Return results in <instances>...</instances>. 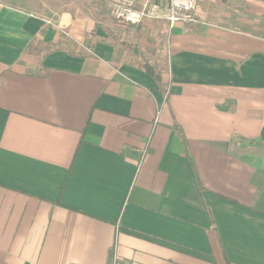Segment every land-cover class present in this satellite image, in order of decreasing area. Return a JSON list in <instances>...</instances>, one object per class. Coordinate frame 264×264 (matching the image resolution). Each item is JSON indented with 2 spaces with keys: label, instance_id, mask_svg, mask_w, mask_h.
<instances>
[{
  "label": "crops",
  "instance_id": "crops-1",
  "mask_svg": "<svg viewBox=\"0 0 264 264\" xmlns=\"http://www.w3.org/2000/svg\"><path fill=\"white\" fill-rule=\"evenodd\" d=\"M90 1L0 0V264H264V0Z\"/></svg>",
  "mask_w": 264,
  "mask_h": 264
},
{
  "label": "built area",
  "instance_id": "built-area-1",
  "mask_svg": "<svg viewBox=\"0 0 264 264\" xmlns=\"http://www.w3.org/2000/svg\"><path fill=\"white\" fill-rule=\"evenodd\" d=\"M102 1L106 5L108 15L123 24L138 25L145 20H163L172 28L178 23L198 22L195 12L199 0ZM61 31L65 33L62 29Z\"/></svg>",
  "mask_w": 264,
  "mask_h": 264
},
{
  "label": "rangeland",
  "instance_id": "rangeland-1",
  "mask_svg": "<svg viewBox=\"0 0 264 264\" xmlns=\"http://www.w3.org/2000/svg\"><path fill=\"white\" fill-rule=\"evenodd\" d=\"M54 27H59V24L53 19V20H46ZM88 21L90 23V26L92 25L94 29L101 28L103 30H106L107 32L111 33L109 36L112 37L113 35V26L111 20V17L108 15L107 8L104 6V4L101 2V0H91L90 1V10L88 13ZM114 23V22H113ZM94 37V36H93Z\"/></svg>",
  "mask_w": 264,
  "mask_h": 264
}]
</instances>
